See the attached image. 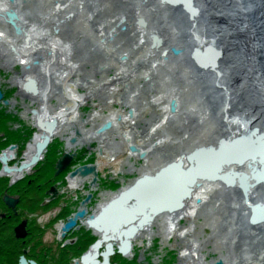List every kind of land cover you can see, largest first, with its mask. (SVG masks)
I'll use <instances>...</instances> for the list:
<instances>
[{"label":"bare ground","instance_id":"1","mask_svg":"<svg viewBox=\"0 0 264 264\" xmlns=\"http://www.w3.org/2000/svg\"><path fill=\"white\" fill-rule=\"evenodd\" d=\"M71 1L73 0L56 2L60 3L58 7L66 6L65 9L70 12L72 11L70 4H73ZM109 2L110 0H84L81 3L84 9H90V12L91 7L94 9L97 7L92 15L108 24L106 27L108 35L110 33L112 37L116 35V39L114 38L116 42L113 43V41L110 45H117L118 47H115L118 48L119 54L126 51L127 61L129 59L126 75L128 77L135 75V66L138 63L136 56L141 52L139 60L148 63L144 65L146 69L143 71L146 80L157 84V87H160L158 90L166 89L163 92H157L154 99L153 104L165 113L155 126L154 132L167 124L175 125L177 122L179 126L178 119H185L187 112L190 115L188 117L190 133L187 134L188 131L185 129V138L183 137L182 142L184 148L182 147L183 149L172 157L170 163L164 165L165 162H162L157 167L158 170L146 169L136 189L139 200H142L150 209L154 206L150 199L158 201L163 198L161 182L165 185L169 182L180 185L186 183L187 189L188 182L195 180L187 196H183L186 190L183 188L176 187L171 191V205H177L178 200L179 202L182 200L181 205H184L190 198L191 204L188 207L192 214L197 213L199 206L203 203L206 206L213 204L221 210L227 206L230 211L227 217L228 223L225 226H229L231 233L235 231V234L245 235L249 231L250 222L264 221V218L258 221H253L252 218L254 212L256 217L264 216V211H258L255 208L256 205L264 204V0H118L122 8L116 10L117 12L110 9ZM16 4L8 2L1 5L0 19L10 20L8 12H15L16 18L13 21L23 31L21 30L20 36L13 33L12 37H8L5 31L1 30L0 43L2 44L5 40L10 42V45L14 47L12 49L15 50L13 52L18 57L21 55L18 61L24 67V75L36 74L38 77L30 65V61L38 60L37 58H42L41 67L45 69V74L49 75L48 58L61 47L60 39L50 42V39L48 40L50 34L46 31L48 22H51L53 27H59L57 24L60 19L55 13V8L49 12L42 8L37 9L43 18H40V21L44 28L40 29L41 27L38 28L32 20L23 18L24 15ZM101 6L102 11H97ZM118 24L124 25L121 30L125 33L120 31ZM24 31L29 34V40L26 39ZM97 31L101 32L103 29ZM248 31H251L253 35ZM121 33L124 36L123 44H119L117 38H120ZM46 41L51 45L42 46ZM13 57V61H17L16 56ZM9 61L12 62V60ZM37 62L40 64V60ZM28 65L31 69L26 70ZM122 70L125 73V70ZM173 73H176L177 77L180 75L184 81L183 84L176 83L175 79L169 80L170 75L173 77ZM23 77H16L15 80L21 81ZM36 82L39 91L38 80ZM130 88L134 89L131 85L129 90ZM142 90L141 87L140 91ZM199 92H202L203 101L195 100L190 103L192 94ZM44 93L46 91L39 100L42 108L40 110L43 113L37 109L34 116L35 118L37 114L45 118H52L50 114L59 116L60 122L55 133L57 135L61 125L67 122L66 116L71 108L65 107L57 113H50L47 96ZM73 100L78 105L83 98L76 96ZM71 107L76 111V105ZM169 109L175 112L172 120L167 116ZM194 116L200 122L191 121ZM166 130L170 131L169 128ZM41 138V132L34 137L21 163L31 159L36 151V142ZM66 147L71 146L66 143ZM10 153L13 155L14 152L7 151V155H11ZM136 156H140V152L136 153ZM145 158L147 161V155ZM192 165L193 169L190 172H181L180 169L191 168ZM28 169H31V165L12 169L6 174L16 178ZM253 170L256 171L255 175ZM78 179L70 177L69 181L71 185H78L82 183V179ZM198 182H200L199 186H197ZM212 191L216 193L211 194ZM119 194L120 192L113 193L111 196L113 198ZM166 198H169V194H166ZM177 208L166 210L169 211L166 215L173 210L176 211ZM113 209L115 208L109 211ZM114 215L113 211L112 216ZM174 217H180L179 213H173L171 219ZM246 219L250 222L247 223ZM107 221L110 224L115 220ZM135 224L139 225L136 221ZM146 224L148 223L141 224L139 229L141 227L143 229ZM263 234L261 230L256 232V236L264 237ZM240 239L243 240V238ZM102 242L101 239L98 241L100 244ZM262 250L264 251V247ZM205 262V258L202 257L199 264H205ZM226 264L237 263L226 261Z\"/></svg>","mask_w":264,"mask_h":264},{"label":"rangeland","instance_id":"2","mask_svg":"<svg viewBox=\"0 0 264 264\" xmlns=\"http://www.w3.org/2000/svg\"><path fill=\"white\" fill-rule=\"evenodd\" d=\"M6 1L11 2L13 5L14 2L16 4V0H13V2L11 0H0V7L8 3ZM56 1L58 0H17L16 4L21 13H23V18L32 20L37 24L38 28L41 27L40 29L44 28L40 21V18H43L40 12H37V9L42 8V10L49 12L52 8H55V13L60 19L57 24L59 27H53V24L48 22L49 28L47 27L46 31L47 34H50L51 38H48L50 42L59 41L57 38L60 39L61 47L57 51L54 49L55 52L48 58L47 68L50 67L49 75L45 74V69L41 67L42 58H37L40 60V64L36 59L30 61V65L34 72L38 74V77L36 74L26 73L24 75V67L18 61L21 55L18 57L13 52L15 50L12 49L14 48L12 44L10 45V42L5 40L2 44L0 43V82H4V85L9 86V88L18 89L20 85L23 86L22 83H25L28 78L34 79L36 77L38 81L41 78L37 95L31 96V98L29 96V98L23 97L20 94L18 96L15 95V103L13 105L10 104L12 107L17 104L20 105L21 115L28 121H37L35 116H33V121V118L29 115L30 112H26V110L29 107L42 109L39 100L40 97L42 98L44 91H46L44 94L47 96L50 113H57L65 107L71 108L72 112L69 109V113L66 116L67 122L61 125L60 132L54 135L49 143V145L54 144L57 147H53L54 151L50 147L53 152L47 154V160L54 164L57 155L64 151H69L70 153L77 152L78 154L76 160L73 157L71 159H74V165L95 162L97 171H99L101 176V180L99 179L100 186L91 188L89 181L93 180L92 175L85 177L75 175L74 177L82 179V183L80 182L78 185H71L70 183L72 189L70 192L78 194L77 191L100 190L95 202L102 200L107 203L112 198L111 195L113 193H118L131 185L135 179L146 173L147 168L154 171L159 169L157 167L162 162H165L164 165L170 163L172 157L184 148L182 142L185 129L188 131H186L187 134L190 133L188 128V117L190 115L187 112L185 119L179 118V126L175 121V125L167 124V126L158 128L154 132L155 126L158 125V121L164 113L157 105L153 104L154 99L157 96V92H163L166 89L158 90L160 87H157V84L155 85L150 80H146L147 78L144 77L143 71L146 69L144 65L148 63L139 60L142 53L140 52L136 56L138 57V63L135 66V75L128 77L126 68L129 59L127 61L126 51L119 54L118 48H116L118 46L110 45L116 42L114 40L116 35L113 37L111 33L108 35L109 32H106L108 24L92 15L97 7L95 9L91 7L90 12V9H84V5L81 3L84 0L81 2L73 0L71 1L73 4H70L72 11L68 12V9H65L66 6L60 5L58 7L60 3ZM109 7L112 11H118L122 8L118 0H110ZM101 8L102 6L97 11H102ZM35 15L36 17H34ZM117 26L122 31L121 27L124 25L118 24ZM98 29H103V31H97ZM1 30L5 31L8 37H12L13 33L17 36L21 35L16 34L15 28L9 20L2 21L0 19ZM122 32L125 33V31ZM248 32L253 35L251 31ZM117 38L119 44H123V33L120 34V38ZM50 42L46 41L44 44L42 43V46L51 45ZM50 47L53 48L54 46ZM5 48H7L9 53H3L5 51L2 50ZM47 52H49L48 47ZM13 56H16L15 59L17 61H13ZM9 60H12V62ZM27 67L26 70L30 68L29 65ZM122 69L125 70V73L122 72ZM164 72L168 73L167 71ZM169 73L171 72L169 71ZM23 76L26 79L21 80V83L19 79L15 80L16 77ZM174 79L178 84H183L184 82L180 75L177 77L176 73H173V77L170 75L169 78L170 81H174ZM170 81L169 83H171ZM40 83H42V86H40ZM130 85L134 89L130 88L129 90ZM141 87L142 91H140ZM143 87L145 89L148 88V90L145 91ZM76 96L83 98L81 102H78V105L73 100V97ZM195 100L198 102L203 101L202 92L193 93L189 102L191 103ZM73 105L77 106L76 111L73 110L74 108L72 109L71 106ZM131 108H133V115L130 116L129 110ZM40 111L43 113L42 110ZM174 113L169 109L167 116L172 120L174 119ZM49 116L60 122L59 116L51 114ZM195 117L191 121L200 122ZM107 120L112 121L109 128L99 133L96 131L93 133L99 125L101 126ZM167 128L170 131L166 130ZM41 131V128H37L35 136ZM55 133H57V129ZM73 136L78 138L77 142L70 140ZM128 137L131 142L138 144L144 150L145 154L143 157L136 156L138 152L131 151L130 142L127 140ZM66 138L68 139L66 140ZM167 139L168 141H165ZM66 143L71 147H66ZM7 151L12 150L7 149ZM47 151L45 152V158ZM25 154L26 152L23 158ZM145 155H147V161L145 160ZM169 158L171 159L169 160ZM14 161H16L15 158L11 160V162ZM70 162L72 163V161ZM19 163L21 161H18L15 166ZM68 179L70 178L68 177ZM197 186L199 185L197 184ZM186 202L181 208L179 207L176 211L173 210L167 215L166 212L169 211L155 215L143 229L141 227L132 237V246L129 251L124 253L117 247L116 254L113 253L112 255L114 257L121 255L130 261L135 260L137 264H199L202 257L206 260L205 264L218 259H224L225 264L226 261H234L237 264H264V251L262 250L264 247L262 238L264 237L262 235L256 236L257 231L261 230V233L264 232V221L253 223L246 219L247 223L250 222L247 234H235V231L233 233L229 231V226H225L228 223L227 217L230 211L227 206L221 210L219 207H214L213 204H207L206 206L203 203L202 206H199L197 213L192 214L189 212L190 207H188L191 204L190 198ZM175 212L179 213L180 217L175 218V216L174 219H171ZM54 213L55 210L51 211L49 216H55L56 214ZM43 215V220H46L45 217L48 218L47 213ZM60 221L61 219L56 220L54 229L51 231L52 237L59 231L64 230ZM98 235L100 236L101 234ZM51 236L49 234V238H52ZM240 238H243V240ZM116 242L117 244L120 243L118 240ZM88 246L89 243L83 249L84 252ZM66 254L70 256L68 253Z\"/></svg>","mask_w":264,"mask_h":264},{"label":"flooded vegetation","instance_id":"3","mask_svg":"<svg viewBox=\"0 0 264 264\" xmlns=\"http://www.w3.org/2000/svg\"><path fill=\"white\" fill-rule=\"evenodd\" d=\"M5 50L7 52V48ZM24 78L25 76L22 79L24 80ZM34 79L36 80L37 78L35 77ZM31 80L28 78L27 82L25 84L23 82L22 84L24 85H20L18 89L9 88V86L4 85V82H0V92L3 94V97L0 98V105L16 116V119L10 122L11 128L18 132L25 130V128L32 129L23 144L21 141H13L0 149V155L4 151L7 153V149L14 151L13 155L12 153L8 155V158L15 156L14 158L16 159L14 162L8 159L10 166H15L18 161L23 160V155L28 145L32 142L36 129H40V126L37 121H34L33 117L35 115L33 111L36 107H29L26 110V112H30L29 115L34 121L32 122L22 117L20 105L17 104L14 107L10 105L15 103V95L18 96L20 94L23 97L29 96L30 98L33 95L35 96L34 92L30 90L34 88L33 84H29L30 88L26 89V84L30 83ZM77 140L78 138L76 137L74 142H77ZM12 146L14 147L12 148ZM45 152L37 163L45 158ZM64 152L57 155L53 168H49L44 183L38 180L37 173L40 170L35 166L37 163L32 165L31 169L24 171L25 173L21 177L13 178L4 172L6 171L3 168L4 163L0 160V176L9 178L8 184L2 189L0 198V233L6 237V244H0V264H23L22 259L26 261V264H114V255L109 254L108 262L106 263L105 253L108 250L109 243H113L114 254H116L118 244L116 242L117 239L114 237L115 235L109 232L104 239L101 232L89 223L94 219V215H97L101 211L105 201L99 200L95 202L100 190H95V192L91 190H84V192L77 191L78 194L70 192L72 189L68 177H74L70 176L71 171L83 164L74 165L71 160L72 163L70 162L67 168L57 173L56 165ZM77 155V152L73 154L75 160L77 159ZM52 170L53 172H51ZM25 179H27L28 184L20 183ZM99 179L101 180V176L98 171L96 180L93 183L92 179L89 181L91 188L94 186L98 188L100 186ZM65 180L67 183L64 182ZM63 182L64 184H62ZM38 198H40V209L38 211L28 210L29 203L31 204L32 202L33 204ZM53 210H55L54 214L56 215L49 216V213ZM79 210H85V214L78 217L75 224L66 230L59 231L54 237L51 236V231L54 229L56 220L61 219L60 222L63 226ZM44 213H47L48 216V218L45 217L46 220H43ZM49 234L52 238H49ZM98 234H101V237ZM91 235L95 237L92 240H90ZM100 239L103 242L96 248V244ZM83 241H89V246L85 252L82 248ZM54 251L58 254L57 258H53L52 256ZM87 252H91V257L93 258L90 257L88 262L84 263V255ZM63 253H68L70 255L67 256L69 259L63 258ZM2 257L5 258L1 260Z\"/></svg>","mask_w":264,"mask_h":264},{"label":"water","instance_id":"4","mask_svg":"<svg viewBox=\"0 0 264 264\" xmlns=\"http://www.w3.org/2000/svg\"><path fill=\"white\" fill-rule=\"evenodd\" d=\"M13 2V0H11ZM8 15L10 16V20L9 22L13 25V27L15 28V31L17 34H21V27L17 26L14 18H16V14L13 11L8 12ZM23 31V30H22ZM24 35L26 37L27 40H29V34L27 32L24 31ZM29 84H33L34 88L30 89L34 92V94L37 95V93L39 92L37 89V82L35 79H32L30 81V83L26 84V89L28 90ZM3 97L2 92H0V98ZM174 105V104H173ZM34 113H37V108L34 109ZM130 116L133 115V108H131L129 110ZM36 120L38 125L41 128V139L38 140L36 142V151L33 154V156L31 157V159L27 162H22L20 166L16 167V166H10L8 164V155L6 153V151H4V153L2 155H0V160L3 161L4 165L3 168L6 171H10L12 169H21L23 167L29 166V165H34L36 164L43 156L44 152L47 149V146L49 145L50 141L52 140L53 136L55 135V129L58 126V121L57 119H55L54 117H49V118H45V116L37 114L36 116ZM112 124L111 120H107L105 123L101 124V126H99L96 130V132H102L104 130H106L107 128L110 127V125ZM78 132V130H77ZM76 137L73 136L71 138V141H75ZM130 142V149L132 152H140V156L143 157L145 152L144 150H142V148L136 144L131 142L130 138L128 137L127 139ZM14 146H12L13 148ZM74 153H70L69 151H65L63 156L61 157L60 160H58L57 162V173H59L60 171H62L64 168L67 167V165L70 163L72 157H73ZM183 163V162H181ZM193 169V165L190 168L187 169H180L182 173H186V172H190ZM97 165L95 163H91V164H83L79 167H77L75 170L71 171L70 176H75V175H79V176H89V175H93V180L92 183L96 180L97 178ZM256 171L253 170V174L255 175ZM143 176H140V178H137L134 180V182L129 185L128 187L124 188L122 191H120V194L118 196H115L113 198H111L107 203H105L102 208L101 211L97 214L94 215V219H92L89 223L94 226L95 228H97V230H99L101 232V234L103 235V238L105 239L106 236L108 235L109 232H112L113 235H115L114 237L120 241V243L118 244V247L120 249V251L126 253L127 251H129L131 249L132 246V237L134 236V234L138 231L139 227L141 224L143 223H149L150 220L153 219V217L155 215H157L158 213H161L163 211L166 210H172L175 207H181L182 205V200H178V204L177 205H171V191L174 188H183L184 190L185 188V184H172L171 182H169L168 184H164L163 182H161V192H162V199H159L158 201L152 200L150 199L154 204V206L152 208L149 209V207L142 202V200H139V197L136 194V189L138 188L140 179ZM195 181V180H194ZM193 181V182H194ZM192 181L188 182V186L189 188H187L185 190V192L183 193V196H187L189 195L190 192V187L193 183ZM198 185H200V182L197 183ZM179 185V186H178ZM166 194H169V198H166ZM184 198V197H183ZM144 202H147V200H144ZM149 203V202H148ZM150 205H152L151 203H149ZM115 208L111 211H109V209ZM256 209H258V211H264V204L262 205H256L255 206ZM255 209V210H256ZM113 211L115 213L114 218H113ZM85 214V210H79L77 213H75V215L73 217H71L69 219V221L63 225V229L66 230L68 228H70L73 224L76 223V220L78 217L83 216ZM253 221H258L264 218L263 215H258L256 217V212H254L253 216ZM108 219H113L115 220L114 223H110L108 224ZM135 221L137 222V224H139L138 226L135 224ZM108 226H107V225ZM115 233V234H114ZM116 240V241H117ZM100 245V243L96 244V248ZM114 253V247H113V243H109L108 245V250L106 251L105 255H106V259L105 262H108V256L109 254H113ZM92 253L91 252H87L84 255V260L86 261V263L88 262L89 258L91 257ZM87 258V259H86ZM23 260V264H26V261L24 259ZM99 263V262H98ZM206 264H225L223 259H218L214 262L211 263H206Z\"/></svg>","mask_w":264,"mask_h":264},{"label":"trees","instance_id":"5","mask_svg":"<svg viewBox=\"0 0 264 264\" xmlns=\"http://www.w3.org/2000/svg\"><path fill=\"white\" fill-rule=\"evenodd\" d=\"M1 104V103H0ZM13 117H15L14 119H16V116L12 113V112H8L6 109H4L3 107H1L0 105V149L6 145H8L9 143L13 142V141H21L22 144L25 141V139L27 138V136L29 135V133L31 132V128H25V130H21L20 132H18L17 130L11 128L10 126V122H12L14 119ZM3 132V133H2ZM49 148L47 149V153H46V158L43 159V161H40L36 167L38 168V170H40L37 175H38V180L41 181L42 183H44L46 177H47V173L49 168H53V163H51L50 161H48V155L49 153L53 152L55 149L53 147H57L56 145H52L50 144L48 146ZM50 147L53 149V151H51ZM57 152V151H56ZM50 157V156H49ZM0 168H1V162H0ZM0 198H1V194H2V189L5 188V186L8 184V177H1L0 176ZM20 183H27V179L21 181ZM42 199V198H41ZM40 198L36 199L35 202L32 204L29 203V208L28 210H34V211H38V209H40L39 205H40ZM32 208V209H31ZM30 212V211H28ZM6 237L4 236V234L0 233V244H6ZM90 240L93 239V236H90ZM89 243V241H83L82 244V248H86L87 244ZM53 258H57L58 254L57 252H53L52 254ZM63 258L69 259V257H67L68 255L66 253L62 254ZM5 257H2V259H4ZM114 264H137L135 260L130 261L129 259L123 257V256H118L115 257L113 260Z\"/></svg>","mask_w":264,"mask_h":264}]
</instances>
